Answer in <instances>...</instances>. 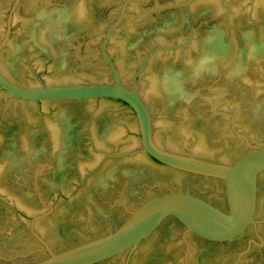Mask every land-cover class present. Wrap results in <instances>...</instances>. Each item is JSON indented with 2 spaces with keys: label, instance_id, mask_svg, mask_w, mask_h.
Instances as JSON below:
<instances>
[{
  "label": "water",
  "instance_id": "1",
  "mask_svg": "<svg viewBox=\"0 0 264 264\" xmlns=\"http://www.w3.org/2000/svg\"><path fill=\"white\" fill-rule=\"evenodd\" d=\"M0 264H264V0H0Z\"/></svg>",
  "mask_w": 264,
  "mask_h": 264
}]
</instances>
